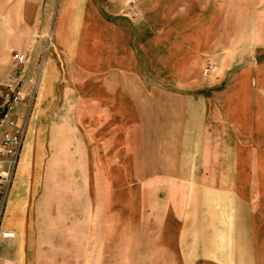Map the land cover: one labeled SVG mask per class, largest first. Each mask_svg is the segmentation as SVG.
I'll return each mask as SVG.
<instances>
[{
  "label": "crops",
  "instance_id": "1",
  "mask_svg": "<svg viewBox=\"0 0 264 264\" xmlns=\"http://www.w3.org/2000/svg\"><path fill=\"white\" fill-rule=\"evenodd\" d=\"M159 2L0 0V79L9 70L11 49L27 56L26 97L27 79L38 77L32 112L23 118L19 106L13 116L23 139L0 221L10 234L0 238L3 264H111L105 255V184L117 145L110 120L126 137L127 121L142 119L126 105L144 102L126 91L134 86L127 79L133 20L126 12L137 16ZM56 87L63 95L55 94ZM222 96L225 106L208 133L214 147L192 150L189 123L183 122L179 158L161 153L153 164L161 170L135 178L141 185L136 190L151 186L156 193L152 208L161 215L152 229L151 264H264V62L242 67ZM57 103L64 110L48 111ZM190 167L204 171L191 177ZM192 198L206 202L197 240L190 226Z\"/></svg>",
  "mask_w": 264,
  "mask_h": 264
},
{
  "label": "rangeland",
  "instance_id": "2",
  "mask_svg": "<svg viewBox=\"0 0 264 264\" xmlns=\"http://www.w3.org/2000/svg\"><path fill=\"white\" fill-rule=\"evenodd\" d=\"M134 13L126 12L133 20L128 33L132 69L127 79L134 84L126 91L131 97L141 96L144 102L126 105L128 112L142 115V119L127 121L126 137L119 135L124 130H119L118 121L110 120L111 143L117 145L112 149L110 183L105 184L110 188L105 255L110 256L111 264H151L147 261L155 253L152 229L161 219L152 208L156 193L151 186L136 190L141 187L137 175L150 177L161 170L153 164L163 154L168 159L179 158L183 122L189 123L192 150L214 147L211 122L225 106L222 94L231 89L242 67L264 62V0H160L158 8L142 9L137 16ZM55 92L61 96L63 88L56 87ZM28 95L30 108L21 106L18 111L23 118L34 106L32 88ZM61 106L50 105L48 111L56 112ZM139 163L142 167L138 168ZM203 171L190 167L191 177ZM204 204L191 199L192 240L198 239Z\"/></svg>",
  "mask_w": 264,
  "mask_h": 264
},
{
  "label": "built area",
  "instance_id": "3",
  "mask_svg": "<svg viewBox=\"0 0 264 264\" xmlns=\"http://www.w3.org/2000/svg\"><path fill=\"white\" fill-rule=\"evenodd\" d=\"M26 60L24 52L11 53L9 71L0 81V221L23 139V127L16 125L13 116L19 106L29 109L32 103V98L26 97L22 90L23 66ZM37 78L36 75L27 79L32 90L35 89ZM9 235L0 228V238ZM0 264H3L1 260Z\"/></svg>",
  "mask_w": 264,
  "mask_h": 264
}]
</instances>
